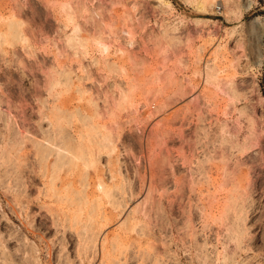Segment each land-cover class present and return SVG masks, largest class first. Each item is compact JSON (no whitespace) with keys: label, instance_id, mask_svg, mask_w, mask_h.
<instances>
[{"label":"rangeland","instance_id":"1","mask_svg":"<svg viewBox=\"0 0 264 264\" xmlns=\"http://www.w3.org/2000/svg\"><path fill=\"white\" fill-rule=\"evenodd\" d=\"M0 264H264V0H0Z\"/></svg>","mask_w":264,"mask_h":264},{"label":"bare ground","instance_id":"2","mask_svg":"<svg viewBox=\"0 0 264 264\" xmlns=\"http://www.w3.org/2000/svg\"><path fill=\"white\" fill-rule=\"evenodd\" d=\"M13 30H15V29L13 28ZM259 63H261V62H259ZM209 74H210V73H209ZM210 75L212 76V74H210ZM210 75H209V76H210ZM207 78H208V77H207ZM208 80H209V78H208Z\"/></svg>","mask_w":264,"mask_h":264}]
</instances>
